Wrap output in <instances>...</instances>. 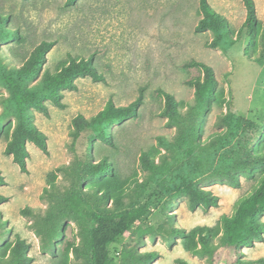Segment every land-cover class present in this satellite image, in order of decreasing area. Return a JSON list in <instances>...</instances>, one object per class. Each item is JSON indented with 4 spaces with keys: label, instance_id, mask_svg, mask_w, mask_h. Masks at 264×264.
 Here are the masks:
<instances>
[{
    "label": "rangeland",
    "instance_id": "1",
    "mask_svg": "<svg viewBox=\"0 0 264 264\" xmlns=\"http://www.w3.org/2000/svg\"><path fill=\"white\" fill-rule=\"evenodd\" d=\"M64 1L0 0V31H15L18 36L11 34L0 42V59L7 67L19 65L33 46L44 39L55 41V45L46 54L42 70L55 71L60 62L67 61L70 56L84 59L93 56L94 65L105 78L104 82H97L89 76L76 77L75 89L61 90L64 108L46 99L48 116L32 110L35 125L47 136L48 155L27 142V173L19 169L11 156L4 154L6 139L0 135V171L6 180V184L0 186V193L9 197L0 204V256H7L9 246L18 235L29 242L28 255L32 262L40 264H79L83 261L75 259L72 251L66 248L60 257L42 253L38 238L28 227L31 218L23 217L19 211L30 205L43 213L47 207V201L39 195L51 179L49 174L54 168L69 163L73 157L68 150V132L74 115L80 113L89 117L102 109L109 98L115 105H125L141 93L142 104L137 116L111 125L114 145L94 140L93 154L94 159L107 155L113 160L125 185L134 175L142 180L145 172L139 164L140 152H163L155 137L171 138L175 133V128L165 126L166 119L159 116L164 102L159 90L171 93L183 109L193 104L194 87L186 81L203 75L197 66L184 67L183 64L198 61L211 66L216 79L215 92L219 93L216 100L210 101L200 121V141L207 143L212 134L225 131L226 127L218 123V115L227 111V103L222 100H229L232 112L254 124L252 130L238 133V150L244 146L254 152L264 151V0H254L260 23L250 45L247 32L239 35L245 18L242 0H207L225 17L232 42H235L231 45L229 41L230 46L216 48L206 46L214 37L211 30H194L202 16L199 0H77L72 6H66ZM0 92L7 94L1 86ZM4 123L0 121V125ZM263 170L264 166L258 165L251 171L237 172L239 186L210 178L208 173L201 174L199 186L218 197L217 205L209 209L199 206L191 210L185 197L163 209L165 197L156 191L148 202L153 210L152 218L141 219L129 233L110 245V257L116 262L121 247L134 244L138 227L161 222L168 225L167 216L173 219L172 225L186 230L204 225L219 227L215 238L218 241L221 216L232 215L238 200L259 184ZM54 177L62 187L68 184L60 172ZM261 219L264 221V214ZM67 223L69 234L78 242L75 222ZM142 240L144 244L140 250L159 253L152 264H177L179 258L188 260L189 264H235L233 249L219 248L209 260L190 254L180 237L171 246L161 235L154 240L146 235ZM57 244L62 248L60 242ZM240 254L242 259L252 262L264 258V234L252 246L241 247Z\"/></svg>",
    "mask_w": 264,
    "mask_h": 264
},
{
    "label": "trees",
    "instance_id": "2",
    "mask_svg": "<svg viewBox=\"0 0 264 264\" xmlns=\"http://www.w3.org/2000/svg\"><path fill=\"white\" fill-rule=\"evenodd\" d=\"M76 1L65 0L64 4L72 6ZM242 2L245 18L239 27V35L247 32L250 45L260 22L254 0ZM199 10L202 16L195 25V32L211 30L214 34L207 47H223L229 45V41L231 45L235 43L232 42L225 17L216 12L207 0H199ZM11 34L18 37L15 31H0V42ZM54 45L55 41H39L19 65L7 67L0 59V86L7 91V94L0 92V121H5L0 125V135L6 139L3 152L11 156L19 169L26 173L29 157L27 142L48 155L47 136L35 125L32 110L36 109L48 116L46 99L64 108L61 90L75 89L76 77L89 76L93 81H105L93 63V56L86 59L70 56L67 61L60 62L57 70H42L46 54ZM183 66H197L203 75L202 78L196 76L186 81L194 87L193 104L183 109L171 93L159 90L164 100L159 116L166 119L165 126L175 128V133L171 138L165 135L155 137L157 146L163 152H140L138 160L145 172L142 180L134 175L125 185L126 181L120 177L113 160L107 155L94 159L93 154L94 140L100 139L114 145L111 125L137 116L142 104L141 93L125 105H115L109 98L95 114L85 117L78 113L71 118L68 150L73 157L69 163L59 164L49 174L51 179L39 195L40 199L47 201V207L43 213H38L39 209L30 205L19 210L20 215L31 218L28 227L38 238L42 253L60 257L66 248L72 251L75 259L83 260L79 264H152L159 253L155 250H140L139 247L144 244L142 237L147 235L150 240H154L157 235H161L168 246L174 244L177 237L182 238L185 249L197 257L212 260L219 248H227L234 250L235 264H264V258L252 262L242 259L240 254L241 247L252 246L264 234V221L261 219L264 214V170L259 184L238 200L232 215L221 216L218 241L215 238L219 227L204 225L186 230L172 225L173 219L167 216L168 225L161 222L155 226L138 227L135 245L122 246L116 262L109 255L110 245L129 233L141 219L152 218L153 210L148 202L156 191L165 197L163 209H168L181 197L187 199L191 210L199 206L209 209L217 205L218 197L199 186L201 174L208 173L210 178L226 180L239 186L237 172L264 166V151L254 152L244 146L238 150V133L252 130L254 124L232 112L229 100H222V103H227V111L218 115V123L226 127L225 131L212 134L207 143L200 141V121L210 101L216 100L219 95L215 92L216 79L211 66L203 62L191 61ZM56 172H60L68 181L66 186L62 187L55 181ZM95 179L97 181L90 184ZM5 184L6 180L0 171V186ZM8 199V196L0 193V204ZM68 221L75 222L77 226L78 242L68 232ZM58 242L63 245L62 248L58 247ZM29 247V242L16 235L7 256H0V264H40L32 262L28 255ZM176 262L189 264L184 258Z\"/></svg>",
    "mask_w": 264,
    "mask_h": 264
}]
</instances>
